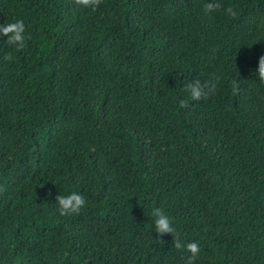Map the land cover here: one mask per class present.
<instances>
[{
  "label": "trees",
  "instance_id": "1",
  "mask_svg": "<svg viewBox=\"0 0 264 264\" xmlns=\"http://www.w3.org/2000/svg\"><path fill=\"white\" fill-rule=\"evenodd\" d=\"M207 2L0 0V264H185L155 208L194 264H264V0Z\"/></svg>",
  "mask_w": 264,
  "mask_h": 264
},
{
  "label": "clouds",
  "instance_id": "2",
  "mask_svg": "<svg viewBox=\"0 0 264 264\" xmlns=\"http://www.w3.org/2000/svg\"><path fill=\"white\" fill-rule=\"evenodd\" d=\"M75 2L86 8H91L92 11H95L101 4L102 0H75ZM221 7L222 5L218 2V0H210V2L208 0V2L204 5V11L205 13H211L217 11ZM223 11L231 18H235L237 16V12L232 6L224 8ZM25 31L26 27L22 19H14L13 22H7L0 25V36H6V43L15 46L16 50H22L25 47ZM5 59L11 61L12 56H5ZM254 75L258 76L259 80L264 83V55L259 57L258 68ZM220 79L221 77L218 74L213 73L211 78L205 83L202 84L199 79H196L184 85V88L188 92L189 98L192 101H199L201 99L208 98L209 95L215 92ZM179 106L181 108L187 107L188 100H181ZM4 191V187L0 186V192ZM47 195L51 196V192L47 193ZM54 199L58 205L57 210L60 216L79 214L81 209L86 206L85 198L80 193L75 191L69 193L68 195H56ZM152 216L154 217V229L157 236L160 237L165 234H171L174 237L172 246L190 254L186 258L182 257V259L185 260V264H194V261L197 259L200 252L199 244L197 242L185 243L182 241L180 234L172 226V220L163 209H153Z\"/></svg>",
  "mask_w": 264,
  "mask_h": 264
}]
</instances>
